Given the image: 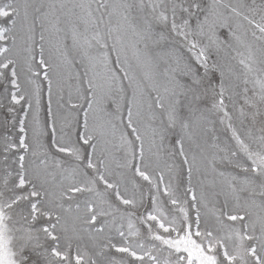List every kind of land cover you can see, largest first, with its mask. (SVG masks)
Listing matches in <instances>:
<instances>
[{
  "label": "snow or ice",
  "instance_id": "snow-or-ice-1",
  "mask_svg": "<svg viewBox=\"0 0 264 264\" xmlns=\"http://www.w3.org/2000/svg\"><path fill=\"white\" fill-rule=\"evenodd\" d=\"M0 264H264V0H0Z\"/></svg>",
  "mask_w": 264,
  "mask_h": 264
}]
</instances>
